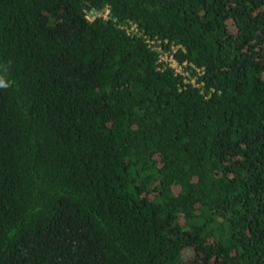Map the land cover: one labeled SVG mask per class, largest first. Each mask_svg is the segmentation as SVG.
<instances>
[{
  "label": "trees",
  "instance_id": "16d2710c",
  "mask_svg": "<svg viewBox=\"0 0 264 264\" xmlns=\"http://www.w3.org/2000/svg\"><path fill=\"white\" fill-rule=\"evenodd\" d=\"M0 76V264H264V0H0Z\"/></svg>",
  "mask_w": 264,
  "mask_h": 264
},
{
  "label": "built area",
  "instance_id": "2783aa9c",
  "mask_svg": "<svg viewBox=\"0 0 264 264\" xmlns=\"http://www.w3.org/2000/svg\"><path fill=\"white\" fill-rule=\"evenodd\" d=\"M85 17L92 21L95 18H102L104 20L109 18V8L105 7L101 11H90L86 12ZM122 28L125 30L126 34L130 36H140L145 41L147 47L157 53V69L164 70L166 68H171L175 74L182 77L183 86L186 83L192 87H201L203 82L200 79L203 74V68L197 67L193 63L186 60L179 61L176 58V53L178 49L181 48L180 44L168 43L167 40H162L153 36L146 34L142 31L136 23L128 22L123 25ZM212 88L209 89L208 94H204L205 97L209 96Z\"/></svg>",
  "mask_w": 264,
  "mask_h": 264
},
{
  "label": "clouds",
  "instance_id": "9594fccd",
  "mask_svg": "<svg viewBox=\"0 0 264 264\" xmlns=\"http://www.w3.org/2000/svg\"><path fill=\"white\" fill-rule=\"evenodd\" d=\"M9 86L8 82L3 76H0V88H7Z\"/></svg>",
  "mask_w": 264,
  "mask_h": 264
}]
</instances>
